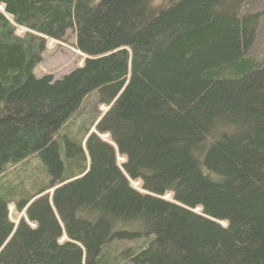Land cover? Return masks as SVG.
I'll list each match as a JSON object with an SVG mask.
<instances>
[{
  "label": "trees",
  "instance_id": "1",
  "mask_svg": "<svg viewBox=\"0 0 264 264\" xmlns=\"http://www.w3.org/2000/svg\"><path fill=\"white\" fill-rule=\"evenodd\" d=\"M251 1L0 0V176L23 172L0 191V264H264V56H251L264 13L246 14ZM68 32L83 64L37 79ZM95 92L111 144L93 124L86 150L75 133L63 147Z\"/></svg>",
  "mask_w": 264,
  "mask_h": 264
},
{
  "label": "rangeland",
  "instance_id": "2",
  "mask_svg": "<svg viewBox=\"0 0 264 264\" xmlns=\"http://www.w3.org/2000/svg\"><path fill=\"white\" fill-rule=\"evenodd\" d=\"M246 14H254V13H264V0H252L247 8H246ZM75 34L73 32H68L65 41L62 43L56 42L54 40L48 41V48L46 52L43 55V62L38 65V67L34 71V76L37 79L42 78L45 75H51L55 79H61L62 77L72 73L75 71L78 67H80L85 57L79 53L75 46ZM251 56L254 58H263L264 56V30H262L257 38V41L255 43V46L251 52ZM98 101V94L97 92L93 93L91 96H89L82 106L80 107L79 111L75 113L68 124H66L62 130L60 131L58 137L62 138L63 141V147L64 146V139L71 138V134L75 133L77 135L76 141L78 142L77 145L81 141H84L83 143V149L85 148V141L87 139L86 133H84V127L92 128L94 124V128L91 129V133L97 134L96 130V122L100 120L101 116H103L105 113L108 112V109L105 107H99L98 108V114L96 111V108ZM99 122V121H98ZM76 131V132H75ZM90 133V134H91ZM98 136L101 140L104 142H107L111 144L110 137L108 135H101L98 133ZM120 164L123 162L119 160ZM33 166H35L34 163H32ZM31 165V164H30ZM29 165V166H30ZM37 167V166H36ZM5 174H2L0 176V191L2 193L8 194V189H11L12 186H14L16 183L20 182L21 177H18L20 174L22 175L23 172L20 170V166L17 167H9L5 169ZM29 171L25 174L24 177L29 180ZM41 178V177H40ZM40 178L36 179V186L40 187V185L45 186V182L41 181ZM42 178H44L42 176ZM133 188L139 189V185H134L132 183ZM169 196L167 195L166 200H169ZM10 210V216L11 220L17 224L20 219L25 218V220L28 222L25 216V212L19 214L16 212L15 207L12 205L9 207ZM200 210H195L196 213H199ZM30 224V223H29ZM31 225V224H30ZM33 225V224H32ZM142 244L141 241L132 243V242H115L113 244V247L118 248L119 251L126 249V248H137L140 247Z\"/></svg>",
  "mask_w": 264,
  "mask_h": 264
},
{
  "label": "bare ground",
  "instance_id": "3",
  "mask_svg": "<svg viewBox=\"0 0 264 264\" xmlns=\"http://www.w3.org/2000/svg\"><path fill=\"white\" fill-rule=\"evenodd\" d=\"M1 10H3V9H1ZM1 12H4V10L1 11ZM6 16H7V15H6ZM19 34H23V33H22V29H20V33H19ZM118 160L124 161L122 158H119Z\"/></svg>",
  "mask_w": 264,
  "mask_h": 264
}]
</instances>
